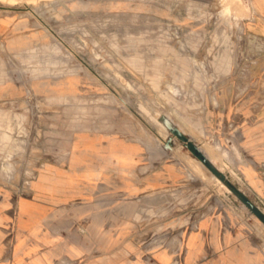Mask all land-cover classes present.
Returning <instances> with one entry per match:
<instances>
[{
	"label": "rangeland",
	"instance_id": "374dc122",
	"mask_svg": "<svg viewBox=\"0 0 264 264\" xmlns=\"http://www.w3.org/2000/svg\"><path fill=\"white\" fill-rule=\"evenodd\" d=\"M38 183L102 242L22 224ZM242 199L264 215V0L0 1V264H264Z\"/></svg>",
	"mask_w": 264,
	"mask_h": 264
},
{
	"label": "crops",
	"instance_id": "0c3cea01",
	"mask_svg": "<svg viewBox=\"0 0 264 264\" xmlns=\"http://www.w3.org/2000/svg\"><path fill=\"white\" fill-rule=\"evenodd\" d=\"M119 157H117L118 159ZM121 160L123 159L122 157L120 158ZM91 174V173H90ZM57 175L54 174L53 176V180H57L58 177H56ZM62 179L61 177H59V180ZM94 177L93 175H91V177H85L84 180H93ZM41 180V179H39ZM83 182V184L81 185H77L76 188V192L80 193L77 194L78 196H84V195H88L87 194V190H91V189H86V182ZM55 182V181H54ZM64 188H60V186L58 187L57 184H53V189H52V194H50V190L48 188V190L45 187V183H38L37 184V192H38V196L45 198L46 195H49L52 197L53 199V204L50 205V203L45 204L38 202L35 204L32 203H27V202H21L20 203V208H19V214L20 217L22 219L21 223L24 224L25 223V219H29L28 222L30 223H36L37 225H39V223L44 224L48 230L49 228H53L55 230H58L62 227V224H60L61 222H65V221H69V227L70 229H68L67 231H65L67 235H52V240H55V242L57 243H61V244H68V245H75L74 246V251L73 249L70 247L69 253H70V258H74V259H80L83 256H85L84 254H87V244H92L94 242V237L95 239L99 238L98 241L102 242V240L100 239L101 236H103V224L102 222V218L99 222L98 218H100V216L97 217V223L95 225V236L93 235V220H94V208L95 209H99L101 207L99 206H93L92 204L89 203H80V204H75V205H70V204H62V203H57L55 201L60 200L57 199L56 197L58 196V194H61L63 197H69V195H71L72 189L69 184H65ZM81 189H80V187ZM73 187V186H72ZM83 188V189H82ZM50 198V197H49ZM60 202V201H59ZM68 213V214H67ZM27 219V220H28ZM72 224H74V226L72 227ZM82 224L84 225L82 227L83 230H81L80 232H78V229H76V227L81 228ZM74 228V229H73ZM101 228V229H100ZM52 233V232H51ZM59 233V231H58ZM194 240H195V236H190L187 239V248L190 247V245H194ZM107 242V241H105ZM77 245H79V247H77ZM82 245L84 247H82ZM84 248V250H83ZM19 258L20 256H23L24 253L20 252V254H18ZM45 257L47 259L51 258V255L49 253H47L45 255ZM23 260H26L27 257H23L21 258ZM21 264H27L25 261L24 263ZM29 264H42L39 260H32ZM43 264H47V263H43Z\"/></svg>",
	"mask_w": 264,
	"mask_h": 264
},
{
	"label": "water",
	"instance_id": "95a60500",
	"mask_svg": "<svg viewBox=\"0 0 264 264\" xmlns=\"http://www.w3.org/2000/svg\"><path fill=\"white\" fill-rule=\"evenodd\" d=\"M170 131L176 136L179 137L180 139H184L182 133H180L177 129L174 128H170ZM195 150L197 151V153L201 154V152L198 150V148L195 147ZM195 157L200 161V163L204 164V165H210V163L206 160V158L201 154V157H198L195 155ZM212 174L216 175V172L214 170H211ZM240 197V196H238ZM243 204L245 205V207H247L250 210V213L252 215H254V217H256L260 223L264 226V215H262L258 210H256L251 203L246 200V199H242Z\"/></svg>",
	"mask_w": 264,
	"mask_h": 264
},
{
	"label": "bare ground",
	"instance_id": "6f19581e",
	"mask_svg": "<svg viewBox=\"0 0 264 264\" xmlns=\"http://www.w3.org/2000/svg\"><path fill=\"white\" fill-rule=\"evenodd\" d=\"M2 2H8L10 4H15V3H19V2H23V1H26V2H33L35 0H0ZM206 158V157H205ZM207 160V159H206ZM208 161V160H207ZM209 162V161H208ZM210 163V162H209ZM165 253V252H164ZM161 255V254H160ZM169 257V256H168Z\"/></svg>",
	"mask_w": 264,
	"mask_h": 264
},
{
	"label": "trees",
	"instance_id": "16d2710c",
	"mask_svg": "<svg viewBox=\"0 0 264 264\" xmlns=\"http://www.w3.org/2000/svg\"><path fill=\"white\" fill-rule=\"evenodd\" d=\"M193 152L198 156L200 157V155L193 149Z\"/></svg>",
	"mask_w": 264,
	"mask_h": 264
}]
</instances>
